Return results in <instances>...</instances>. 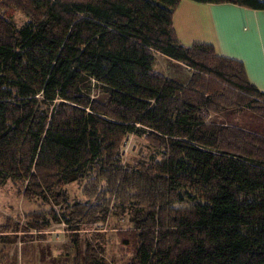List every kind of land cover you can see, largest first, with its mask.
Listing matches in <instances>:
<instances>
[{
  "label": "trees",
  "instance_id": "16d2710c",
  "mask_svg": "<svg viewBox=\"0 0 264 264\" xmlns=\"http://www.w3.org/2000/svg\"><path fill=\"white\" fill-rule=\"evenodd\" d=\"M193 1L264 11L260 0ZM179 2L0 0V174L59 206L27 216L37 232L76 229L114 200L144 210L119 231L132 264H264V136L208 119L264 116V91L211 44H181ZM10 10L26 22L16 27ZM155 54L191 68L186 83L155 71ZM92 81L104 98L90 95ZM128 134L152 147L148 163L122 165ZM70 174L86 202H67ZM97 250L88 241L81 264Z\"/></svg>",
  "mask_w": 264,
  "mask_h": 264
},
{
  "label": "rangeland",
  "instance_id": "374dc122",
  "mask_svg": "<svg viewBox=\"0 0 264 264\" xmlns=\"http://www.w3.org/2000/svg\"><path fill=\"white\" fill-rule=\"evenodd\" d=\"M7 16L16 27L26 22L24 15L17 11L10 10ZM152 67L180 83H186L192 73L185 64L161 54H155ZM89 92L101 99L105 97L93 81ZM208 119L264 136V116L246 108L211 113ZM152 152L147 141L136 134H128L121 141L120 158L124 167L135 168L148 163ZM86 169L84 174L92 172ZM24 184L0 174V264H81L88 241L98 249L94 264H132L131 251L121 243L123 234L119 231L123 233L133 226L136 218L144 214L142 206L112 200L95 219L79 223L76 229L63 222H50L37 232L28 227V215L51 207L58 210L59 206L48 196L47 199L41 196L25 198L22 195ZM83 184L82 177L77 174L66 176L62 190L67 202H86Z\"/></svg>",
  "mask_w": 264,
  "mask_h": 264
},
{
  "label": "crops",
  "instance_id": "0c3cea01",
  "mask_svg": "<svg viewBox=\"0 0 264 264\" xmlns=\"http://www.w3.org/2000/svg\"><path fill=\"white\" fill-rule=\"evenodd\" d=\"M262 17L263 10L232 2L180 0L173 13V27L184 46L209 43L218 55L241 61L250 82L264 91Z\"/></svg>",
  "mask_w": 264,
  "mask_h": 264
},
{
  "label": "snow or ice",
  "instance_id": "6c2138e0",
  "mask_svg": "<svg viewBox=\"0 0 264 264\" xmlns=\"http://www.w3.org/2000/svg\"><path fill=\"white\" fill-rule=\"evenodd\" d=\"M262 22H264V17H262ZM262 66H264V62H262Z\"/></svg>",
  "mask_w": 264,
  "mask_h": 264
}]
</instances>
